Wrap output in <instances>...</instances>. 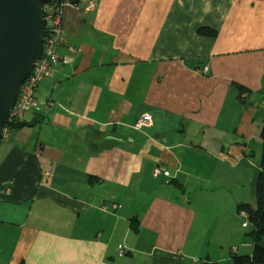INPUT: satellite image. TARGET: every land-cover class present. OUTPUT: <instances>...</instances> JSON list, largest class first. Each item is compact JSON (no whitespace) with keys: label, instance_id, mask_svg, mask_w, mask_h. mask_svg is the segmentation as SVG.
Segmentation results:
<instances>
[{"label":"crops","instance_id":"0c3cea01","mask_svg":"<svg viewBox=\"0 0 264 264\" xmlns=\"http://www.w3.org/2000/svg\"><path fill=\"white\" fill-rule=\"evenodd\" d=\"M70 3L58 48L70 63L38 84L47 105L31 125L0 141V264L223 263L197 202L221 196L212 217L229 214L231 177L254 194L264 0ZM143 114L152 123L133 129Z\"/></svg>","mask_w":264,"mask_h":264},{"label":"water","instance_id":"95a60500","mask_svg":"<svg viewBox=\"0 0 264 264\" xmlns=\"http://www.w3.org/2000/svg\"><path fill=\"white\" fill-rule=\"evenodd\" d=\"M44 34L40 0H0V141L20 86L41 57Z\"/></svg>","mask_w":264,"mask_h":264},{"label":"built area","instance_id":"2783aa9c","mask_svg":"<svg viewBox=\"0 0 264 264\" xmlns=\"http://www.w3.org/2000/svg\"><path fill=\"white\" fill-rule=\"evenodd\" d=\"M67 6L72 5L69 2L67 3ZM43 11L45 17V34L44 43L42 47V54L40 59L35 64L32 73L20 86L19 93L14 102L10 117L8 119V122H12L14 124L23 122L27 118L28 114L36 112L42 105H44V102L38 100L35 96L38 84L46 75L51 72V70L57 63H69V59L67 57L60 58L56 53V48L59 42L61 41L62 37L61 8L58 7L57 9H55L51 7L47 10L46 16L45 9H43ZM201 72L202 74H207L209 72L208 66H203ZM150 123H152L150 115L143 114L134 122L132 128L135 130H140L143 127L149 125ZM9 132L10 128L5 126L2 133V138L4 139ZM54 167L55 166H51L50 169L42 173L43 179H49L52 176L55 169ZM160 173V169L156 168L153 171V176L156 177ZM237 215H239L240 218H245L247 216L246 212L243 210H240ZM122 253V249H119L118 255L121 256Z\"/></svg>","mask_w":264,"mask_h":264},{"label":"trees","instance_id":"16d2710c","mask_svg":"<svg viewBox=\"0 0 264 264\" xmlns=\"http://www.w3.org/2000/svg\"><path fill=\"white\" fill-rule=\"evenodd\" d=\"M40 2L43 6V9H45V16L47 15V10L50 9L51 7L55 9L60 7L62 15H63V9L65 7H68L67 3H69L70 0H40ZM61 31H62V20H61ZM46 32H47V28H46ZM196 33L199 36H203L207 38H213L216 34L215 30H212L204 26L198 27L196 29ZM62 42H63V32H62L61 41L59 42L56 48L57 55H58V48L60 47ZM58 57L60 56L58 55ZM67 58L69 59V63H70V58L69 57ZM57 65H67V64L57 63L53 67L51 72L48 75H46L43 79L49 76ZM44 105H47V104L44 103ZM30 125L31 124L27 122L26 123L20 122L16 124L12 122L6 123V127L10 129H21L23 127H27ZM259 137H260L261 153H260V159L257 165V173L255 175L256 179L254 183V194H253L254 205L252 206L250 204L239 203L236 206V214L240 210L245 211L247 214L246 218L248 219V222L250 223L249 235L253 239L252 252L250 255H245V256H238L235 253L230 254L232 264H264V125L261 127ZM95 181L96 180H94L93 178L91 177L89 178L90 183H93ZM132 229L135 230L134 226H132ZM198 264H218V263L211 262L209 260H204Z\"/></svg>","mask_w":264,"mask_h":264},{"label":"rangeland","instance_id":"374dc122","mask_svg":"<svg viewBox=\"0 0 264 264\" xmlns=\"http://www.w3.org/2000/svg\"><path fill=\"white\" fill-rule=\"evenodd\" d=\"M259 135V134H258ZM257 135V137L255 138L256 141H259L260 137ZM259 147H260V143H259ZM258 152L254 155H251L249 157V160H252L254 157H258ZM252 169V168H251ZM252 171L255 173V169H252ZM217 172H222V169L220 168L219 170H217ZM232 172H237L239 174H242L243 172V168L240 166L238 170L236 171H232ZM246 175V174H245ZM256 175V174H255ZM249 176H251V174L249 173ZM247 177V175H246ZM256 177V176H254ZM230 180L233 183H230L228 185V187H226L227 190H221L223 191V193H228L232 196H234L235 200H237V198H239L232 206L233 208L231 209V211L229 212V214L222 216H218V217H212V211L215 210V208L221 207V203L223 202V198H216V200H214V204L215 205H211L212 201L209 199L207 200L206 198H204V194H200V197L198 198V208L201 209L202 213L200 216V219H203V222L205 224H209L211 222H215L214 223V228L216 229V233H218V240L221 241L220 246L223 247V250H218L217 253H220L222 255H225L226 258L223 261V263H218V264H227V261H231V257L229 256L232 253L237 254L238 256H245V255H250L252 252V244H253V239L252 237L249 235L250 232V223L248 222V219L245 218H240L239 215H235L234 211L236 210V206L240 203L243 202L245 204H250V205H254V196H248L249 192V186L248 185H240L238 184V179L231 177ZM254 187V184H253ZM242 189H244L242 191ZM247 192H246V191ZM226 191V192H225ZM252 192L254 193V190H252ZM241 197V198H240ZM230 214H232V217H230ZM233 220V222H232ZM208 222V223H207ZM244 243V244H242ZM219 245H217V249L220 247ZM250 246V247H249ZM244 247H249V249H245ZM216 248V246H215ZM201 250H199L200 252L202 251V248H199ZM234 249V251H233ZM210 250V247H209ZM214 251V250H213ZM215 252V251H214ZM231 252V253H230Z\"/></svg>","mask_w":264,"mask_h":264},{"label":"clouds","instance_id":"9594fccd","mask_svg":"<svg viewBox=\"0 0 264 264\" xmlns=\"http://www.w3.org/2000/svg\"><path fill=\"white\" fill-rule=\"evenodd\" d=\"M245 97V95L244 94H242L241 96H240V98H244ZM6 126V125H5ZM10 130H12V129H10ZM3 138H1V140H2Z\"/></svg>","mask_w":264,"mask_h":264}]
</instances>
